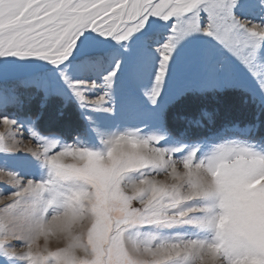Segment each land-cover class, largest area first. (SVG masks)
<instances>
[{
  "label": "snow or ice",
  "instance_id": "6c2138e0",
  "mask_svg": "<svg viewBox=\"0 0 264 264\" xmlns=\"http://www.w3.org/2000/svg\"><path fill=\"white\" fill-rule=\"evenodd\" d=\"M0 127V264H264V0H0Z\"/></svg>",
  "mask_w": 264,
  "mask_h": 264
},
{
  "label": "trees",
  "instance_id": "16d2710c",
  "mask_svg": "<svg viewBox=\"0 0 264 264\" xmlns=\"http://www.w3.org/2000/svg\"><path fill=\"white\" fill-rule=\"evenodd\" d=\"M230 95L231 94L228 93L218 94L215 97L209 95L205 98H201L195 101V103L192 105L193 111L200 107L207 108L208 110H218L215 122L208 126V128L205 130V135L216 131L217 129L222 127L223 124L226 122L239 123L240 125L248 123L250 119V114L247 110L235 107H233L235 111H229V113L226 112V110H223V103L226 101L227 96Z\"/></svg>",
  "mask_w": 264,
  "mask_h": 264
},
{
  "label": "rangeland",
  "instance_id": "374dc122",
  "mask_svg": "<svg viewBox=\"0 0 264 264\" xmlns=\"http://www.w3.org/2000/svg\"><path fill=\"white\" fill-rule=\"evenodd\" d=\"M55 103H58V101H56ZM233 103H234L233 96L232 95L227 96L226 101L223 103L224 104L223 110L224 111L226 110V112H228V113H229V111H235L233 108L231 110H228V105H231ZM216 111H218V110L216 109ZM247 124L248 123H244V124L240 125L239 123L226 122L223 124L222 127L217 129L216 131L209 133L208 135H213L214 138L234 137V138L244 139L245 137L243 136L241 129H244L247 126ZM2 131H3V128L0 127V132H2ZM252 138L258 140L260 138V133L259 132L255 133L254 137H252ZM36 147L37 146L33 142H31L30 140L25 138L21 144L20 151L23 153H30V150H36ZM157 179H163V177H158ZM6 180H7V177L0 175V184H3L4 182H6ZM7 202L8 201L0 200V208H2L3 204L7 203ZM14 243H18V242H14ZM41 243H42V241H41ZM51 246L52 247L56 246L55 241H53L51 243Z\"/></svg>",
  "mask_w": 264,
  "mask_h": 264
}]
</instances>
